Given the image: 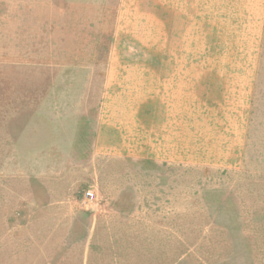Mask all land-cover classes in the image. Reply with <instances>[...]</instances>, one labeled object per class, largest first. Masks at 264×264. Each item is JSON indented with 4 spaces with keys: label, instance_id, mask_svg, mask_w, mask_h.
Masks as SVG:
<instances>
[{
    "label": "rangeland",
    "instance_id": "1",
    "mask_svg": "<svg viewBox=\"0 0 264 264\" xmlns=\"http://www.w3.org/2000/svg\"><path fill=\"white\" fill-rule=\"evenodd\" d=\"M200 6L183 50L174 0H0V264H264V4ZM181 54L216 77L203 160L99 140L107 92Z\"/></svg>",
    "mask_w": 264,
    "mask_h": 264
},
{
    "label": "crops",
    "instance_id": "2",
    "mask_svg": "<svg viewBox=\"0 0 264 264\" xmlns=\"http://www.w3.org/2000/svg\"><path fill=\"white\" fill-rule=\"evenodd\" d=\"M174 1L175 17L185 24L180 25L177 20L174 43L184 50L186 47L183 48V45H187L193 35L199 36L200 18L207 15L201 14V0ZM207 1H218V4L224 2L227 8L232 9V17L239 19L242 26L246 23V17H256V11L263 17L264 0ZM237 28L240 33L242 27ZM245 30L246 28H243V32ZM198 60L199 58L195 57H182V54L159 59V62L155 63L159 68L154 79L147 73L141 75V71L135 75L138 76L136 80L125 81L120 92H107L106 98L115 100L111 103L112 112L102 119L103 123L99 126V140H104L107 133L106 137L108 136L110 141L118 140L121 154H126L127 151L136 153V149L142 147L143 154L152 160L183 162L187 159L185 156L189 159L195 156L199 161L203 160L204 157L200 155L201 130L195 127V133L191 129L187 133L183 131L185 112H188L191 118L186 121L189 125L200 124L201 113L213 110L212 102H204L201 106L200 94L197 96L195 93L199 92L201 83L207 86L205 80L209 82L216 79L210 74L200 79ZM185 93L189 98L187 102L183 96ZM193 103L194 107L191 108L189 105ZM101 129L103 131H100ZM193 137L196 138L195 142ZM212 144L216 145L214 141Z\"/></svg>",
    "mask_w": 264,
    "mask_h": 264
},
{
    "label": "built area",
    "instance_id": "3",
    "mask_svg": "<svg viewBox=\"0 0 264 264\" xmlns=\"http://www.w3.org/2000/svg\"><path fill=\"white\" fill-rule=\"evenodd\" d=\"M88 196L92 197V196H93V194H88Z\"/></svg>",
    "mask_w": 264,
    "mask_h": 264
}]
</instances>
